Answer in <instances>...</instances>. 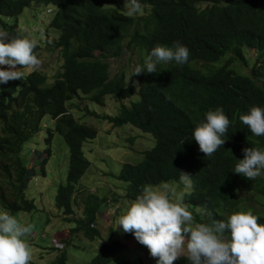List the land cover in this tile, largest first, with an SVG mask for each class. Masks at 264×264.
I'll use <instances>...</instances> for the list:
<instances>
[{
    "label": "trees",
    "instance_id": "1",
    "mask_svg": "<svg viewBox=\"0 0 264 264\" xmlns=\"http://www.w3.org/2000/svg\"><path fill=\"white\" fill-rule=\"evenodd\" d=\"M123 1L0 0V28L19 38L26 33L16 23H8L31 5L52 7L48 27L59 34L47 49L58 50L62 59L61 70L49 85L46 75L36 70L0 87V207L10 215L35 210L33 200L24 194L34 171L20 158L24 144L40 130L42 118L50 115L55 132L69 150L66 183L57 190L55 207L73 224L71 235L80 233L90 241L100 238L94 224L108 199L88 194L81 217L72 216L75 187L90 166L82 146L94 140L97 132L78 123L69 105L80 94L96 103H102L106 96L117 101L131 98L133 85L124 73L111 77L109 58H119L128 50L139 53L143 67L152 48L179 43L190 52L185 64L172 61L163 63V69L157 65V73L140 74L139 100L128 107L121 105L116 116H100L113 127L130 125L149 133L155 141L143 153L142 161L123 164L115 177L126 183L124 198L134 201L147 186L178 180L179 172H187L193 186L182 203L194 217L193 226L210 222L209 213L226 222L230 215L248 211L264 225V212L244 205L251 195L264 208V170L254 180L233 172L238 160L244 158V148L264 151V136L253 135L239 119L252 107L264 109V0H140L150 7L144 17L122 12ZM40 50L37 44V57ZM214 63L220 64L213 67ZM250 64L249 73L243 74L242 67ZM217 107L223 108L230 124L225 143L205 157L191 134L198 124L206 122L205 114ZM83 111L99 117L87 108ZM51 139L49 130L47 142ZM45 163H40L42 176ZM109 232L113 235L111 229ZM132 244L136 253L145 248L132 234L124 233V241L100 245L88 264H111ZM56 260L66 264L65 254ZM173 264L190 262L180 257Z\"/></svg>",
    "mask_w": 264,
    "mask_h": 264
},
{
    "label": "rangeland",
    "instance_id": "2",
    "mask_svg": "<svg viewBox=\"0 0 264 264\" xmlns=\"http://www.w3.org/2000/svg\"><path fill=\"white\" fill-rule=\"evenodd\" d=\"M121 5H124L125 8V10L121 9L122 12L128 15L126 2ZM38 6L41 8H36L37 6L34 4L24 9L22 14L18 16L17 24L22 31L28 32L31 40L36 41L41 46L37 57L41 61L39 70L46 75L47 85H49L53 82L55 75L61 70L62 65L59 51L47 49L48 44L58 37L59 32L48 27L52 13L48 14L46 10L50 9L53 12L54 9L42 5ZM36 12L37 14H35ZM149 12L150 7L142 5V9L139 12L129 16L144 17ZM8 24L14 25L15 21ZM108 62L110 63L111 77L116 73H124L127 82L134 86V93L131 98L122 101L106 96L104 103L90 101L88 96L80 94L69 105V108H71L70 113L78 123L92 127L97 132L94 140L85 142L82 146L84 157L90 162V166L76 187L83 191L78 192L74 199L77 216L81 213L79 203L83 204L88 194H95L98 198L107 197L108 202L105 206L112 204L114 199L118 202L120 197L117 195L124 194V188L126 187V183L115 178L119 174L122 165L126 163L138 164L143 159V153L150 150L155 144L151 134L144 133L130 125L113 127L112 124L100 118L103 115L116 116L121 105L128 107L131 102L139 100V75L132 76L134 69L140 66L139 53L125 50L121 57L116 59L109 58ZM219 64L214 63L212 65L217 67ZM163 65L165 64H160L161 67H164ZM251 66V64L248 67L243 66V74H248ZM235 68L241 73L238 66ZM22 72L27 74L30 71L25 69ZM3 85L5 84H0V87ZM85 108L96 113L99 117L89 116L83 111ZM54 128L55 123L52 117L45 115L41 120L40 130L23 146V154L20 159L26 168H31L34 171V174L30 176L27 182L24 194L27 199L33 200L35 210L31 213L20 212L11 215L22 225L31 226V232L27 236L22 237V239L30 246L32 251L30 262L34 264H43L40 263L37 253L41 247H51L46 254H43L44 259L49 264H58L56 259L61 257V255L59 256L60 252L58 250L52 249V235L64 229L73 228V224L66 222L65 214L59 211L54 204L57 190L66 183L69 164L68 147L61 135L55 132ZM49 130L52 131V139L48 143ZM43 160H46L44 176L40 173V163ZM152 189L157 192H165L169 200L174 203H182L184 194L192 191V187H189L180 179L161 183L152 187ZM248 196V199L244 201V205L252 209H258L260 213H263L264 208L256 201L254 196ZM132 202L127 199L119 201V213L113 223L108 224V221L106 223L103 221L96 222V228L101 233L100 238L90 241L77 234L72 237L71 244L68 246L58 243L59 245H56V247H63L61 251L66 254V264H88L96 256L98 248L103 243L108 244L113 240L124 241V233L122 230H116V224L119 216L126 213ZM111 209L114 208L111 207ZM2 211L6 210L0 207V212ZM110 229L113 235L109 232ZM148 254L149 251L146 247L136 253L132 244V247L121 252L111 264H122L123 261L137 264H156V261L149 259Z\"/></svg>",
    "mask_w": 264,
    "mask_h": 264
},
{
    "label": "clouds",
    "instance_id": "3",
    "mask_svg": "<svg viewBox=\"0 0 264 264\" xmlns=\"http://www.w3.org/2000/svg\"><path fill=\"white\" fill-rule=\"evenodd\" d=\"M125 2L128 6V15H134L142 9L140 0ZM46 12L52 13L50 9ZM17 22L18 17L15 23ZM25 33L27 36L19 38L13 36L14 33L0 28V65L8 66V70H0V84L22 80L24 75L22 71L25 69L30 72L41 71L39 70L41 61L34 54L38 43L31 40L28 32ZM189 55V49L179 43L172 47L157 45L146 56L144 66H137L132 76L157 73V65L161 63L174 61L177 65H183L188 61ZM239 119L253 135L264 136V109L252 107L247 114L240 115ZM205 120L206 122L196 126L191 139L195 140L199 150L206 157L214 154L225 143L230 121L222 107L208 111ZM184 142L185 140H182L181 145ZM242 151L244 158L238 160L233 172L248 180H254L262 175L264 170V151L253 147L244 148ZM179 178L189 187L193 186L190 173L179 172ZM76 187L72 199L74 204L72 210L75 214L72 216L79 218L83 204L79 203L81 213L77 216L74 199L78 192L83 191ZM152 187L155 186H147L143 194L131 203L126 213L119 216L116 230L132 234L139 244L148 249L152 258H157L156 264H173L180 257L187 259L190 264H264V225L258 223V217L251 211L232 214L226 222L212 218L209 213L210 222L195 223L193 226L194 217L187 210L186 204L171 202L165 192L154 191ZM117 196L120 197L119 201L125 199L124 194ZM116 201L105 206L107 201L103 205L104 208L100 207L96 222H102L101 214L106 210H111L116 215L119 213V201ZM30 232V225H22L8 211L0 212V264H34L30 262L32 259L30 246L22 239ZM57 233L60 235L54 238L51 246L53 250L60 252V256L64 253L61 251L63 247L59 248L56 245H59L58 243L70 245L72 237L77 234L71 235L70 229ZM78 235L82 236L80 233ZM50 248L46 247V250ZM41 256L42 259L38 254L40 263L49 264L43 254Z\"/></svg>",
    "mask_w": 264,
    "mask_h": 264
},
{
    "label": "crops",
    "instance_id": "4",
    "mask_svg": "<svg viewBox=\"0 0 264 264\" xmlns=\"http://www.w3.org/2000/svg\"><path fill=\"white\" fill-rule=\"evenodd\" d=\"M38 8H40V7H38ZM35 14H37V12ZM0 70H8V66H6V65H0ZM115 215H116V213L112 212L111 210H106V211L102 212L101 218H102V221L103 222L106 223V221H108V224H111V223H113V219H114V216ZM58 235H60V233H56V234L54 233L52 235V240H54V238L56 236H58ZM46 252H47L46 247H41V248H39V250H38L37 253L40 254V258L42 259V256L41 255L42 254H46Z\"/></svg>",
    "mask_w": 264,
    "mask_h": 264
}]
</instances>
